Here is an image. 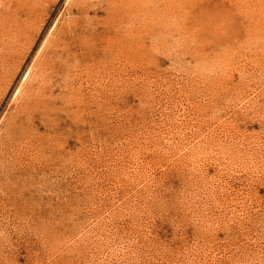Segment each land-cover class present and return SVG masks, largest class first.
<instances>
[{
	"label": "rangeland",
	"instance_id": "374dc122",
	"mask_svg": "<svg viewBox=\"0 0 264 264\" xmlns=\"http://www.w3.org/2000/svg\"><path fill=\"white\" fill-rule=\"evenodd\" d=\"M0 18V136L39 63L61 71L0 138V264H264V0H0Z\"/></svg>",
	"mask_w": 264,
	"mask_h": 264
},
{
	"label": "bare ground",
	"instance_id": "6f19581e",
	"mask_svg": "<svg viewBox=\"0 0 264 264\" xmlns=\"http://www.w3.org/2000/svg\"><path fill=\"white\" fill-rule=\"evenodd\" d=\"M25 17V16H24ZM1 19V18H0ZM4 19H6V18H4ZM4 19H3V21H4ZM11 19V18H10ZM17 19V18H16ZM26 19V18H25ZM6 20H9V19H6ZM15 20V19H14ZM18 20V19H17ZM1 21V20H0ZM3 21H1L2 22V24H3ZM12 21H13V19H12ZM6 22V21H5ZM8 22V21H7ZM15 23H16V21H15ZM17 23H19V24H17ZM16 24L18 25V26H20L21 24H20V22H19V20H18V22H17ZM1 24V23H0ZM5 24H7V23H5ZM5 24H3V27H5L4 25ZM9 24V23H8ZM14 24V23H13ZM15 25V24H14ZM13 25V28L15 27H18V26H14ZM2 26V25H1ZM9 26H10V24H9ZM12 26V25H11ZM11 26H10V28H11ZM28 26V25H27ZM7 27V26H6ZM9 28V27H8ZM9 28V29H10ZM12 28V29H13ZM14 28V29H15ZM19 28V27H18ZM9 29H8V33H9ZM19 29H21V28H19ZM4 30H6V28L4 29ZM16 30H17V32H18V29L16 28ZM2 31H3V29H2ZM1 31V32H2ZM7 31V30H6ZM13 31V30H12ZM20 31V34H21V30H19ZM14 32V31H13ZM3 33H5V32H3ZM7 33V32H6ZM5 33V34H6ZM1 34V33H0ZM12 34H16V33H12ZM12 34H10V35H12ZM19 34V35H20ZM7 36H8V34H6ZM2 36H3V34H2ZM15 36H17V34L15 35ZM4 37V36H3ZM3 37H1V38H3ZM6 37V36H5ZM18 37V36H17ZM2 42H3V40H2ZM2 45V44H1ZM31 45V44H30ZM14 47H15V45H14ZM58 47L59 46H57L56 47V49H58ZM12 49H15V48H12L11 47V49H9V47H4V48H0V79H1V77H2V75L5 73V74H9V73H11L12 71V69H13V67H11L10 68V66H11V63H10V65H9V67H6V56L7 55H9L10 53V56L12 55ZM17 49V48H16ZM55 49V48H54ZM56 49H55V51H56ZM28 50V49H27ZM14 52H15V50H14ZM13 52V53H14ZM14 55V54H13ZM40 56V55H39ZM8 57V56H7ZM37 57H38V55H37ZM43 60V59H42ZM57 60V59H56ZM37 61H39V60H37ZM36 61V62H37ZM6 63V64H5ZM40 65H39V67H38V70L40 71V73L41 74H46V75H48V78H45V75H41L40 77H42L41 79H35V77L33 76L34 75V73L35 72H38V71H35L34 73H32L34 70H32V72H31V70H30V68L28 69L29 70V72H27V76H26V80L27 81H29V83L28 84H31L30 82H32L31 81V79L32 78H34L35 80V83H33V85L35 84V87L34 86H32V88H30V87H28L27 89H24V87L26 88V86H24V84H26L25 83V81H24V83H23V81H22V85H20L18 88H17V94H16V96L17 95H21V100H20V102H21V107H17V108H20L19 110H20V112L19 113H17L18 114V116L17 117H15V118H13L11 121H10V123L8 124V126H7V128H6V130H5V132H4V135H2V136H0V138H3V140L5 141V140H12V139H14V138H16L15 136H17L18 134H20V132L17 130V124H18V120L20 121V119H19V117H21V116H23V118H26V119H28V118H33L37 113H39V111H44V110H46L47 109V102H46V100H45V95H47V92H49V91H47V89L46 88H43V87H45V85H44V83H45V81H47L48 83H49V81H51V80H53V78H54V76L56 75V74H58V72L60 71V70H58L59 69V66L58 67H56V63H53V62H51V63H42V62H40L39 63ZM16 65V64H15ZM33 65H36V64H33ZM14 66V65H13ZM15 67H17V66H15ZM36 67V66H35ZM36 69V68H35ZM27 70V71H28ZM64 70H66V69H64ZM61 72V71H60ZM39 73V74H40ZM36 75V74H35ZM4 76H6V75H4ZM39 77V76H38ZM60 78V77H59ZM33 80V79H32ZM33 81V82H34ZM46 82V83H47ZM1 83V82H0ZM52 84H53V82H52ZM29 86V85H28ZM52 91V90H51ZM15 96V97H16ZM18 97V96H17ZM16 97V98H17ZM20 97V96H19ZM47 97V96H46ZM15 100V99H14ZM18 102V101H17ZM16 102V103H17ZM19 102V103H20ZM18 103V104H19ZM17 105V104H16ZM19 106V105H18ZM50 108V107H49ZM18 111V110H17ZM16 111V112H17ZM16 116V115H15ZM29 122H31V121H29ZM19 127V126H18ZM29 127V126H28ZM23 132V131H22ZM24 134V133H23ZM28 136V135H27ZM20 137V136H19ZM30 139V138H29ZM24 140V139H23ZM25 140H26V142H27V139H26V137H25ZM21 141V140H20ZM17 142V141H16ZM25 142V141H24ZM20 143H22V145H23V142H20ZM28 143V142H27ZM26 143V144H27ZM29 143H30V140H29ZM4 144V143H3ZM10 144V143H9ZM11 144H13V142L11 143ZM17 144V143H16ZM12 146V145H11ZM18 146H21V144H19ZM22 147V146H21ZM27 147V146H26ZM2 148V147H1ZM17 148H19V147H17ZM4 149V148H3ZM8 149H9V147H8ZM7 150V149H6ZM12 150V149H11ZM14 150V149H13ZM9 151V150H8ZM1 152H2V150H1ZM4 153V152H3Z\"/></svg>",
	"mask_w": 264,
	"mask_h": 264
}]
</instances>
